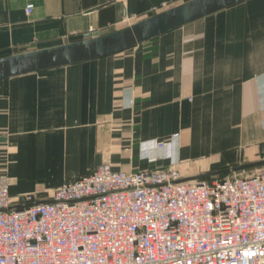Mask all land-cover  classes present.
Wrapping results in <instances>:
<instances>
[{
	"label": "crops",
	"instance_id": "crops-1",
	"mask_svg": "<svg viewBox=\"0 0 264 264\" xmlns=\"http://www.w3.org/2000/svg\"><path fill=\"white\" fill-rule=\"evenodd\" d=\"M183 1L0 0V57ZM159 140L168 145L155 148ZM96 156L121 171L172 164L180 178L264 158V0L106 56L0 79V173L11 196L46 199L94 169Z\"/></svg>",
	"mask_w": 264,
	"mask_h": 264
},
{
	"label": "built area",
	"instance_id": "built-area-1",
	"mask_svg": "<svg viewBox=\"0 0 264 264\" xmlns=\"http://www.w3.org/2000/svg\"><path fill=\"white\" fill-rule=\"evenodd\" d=\"M179 178L172 164L101 162L37 202L33 192L11 196L0 173V264H264V167Z\"/></svg>",
	"mask_w": 264,
	"mask_h": 264
},
{
	"label": "water",
	"instance_id": "water-1",
	"mask_svg": "<svg viewBox=\"0 0 264 264\" xmlns=\"http://www.w3.org/2000/svg\"><path fill=\"white\" fill-rule=\"evenodd\" d=\"M241 1L243 0H185L103 34H86L78 41L1 56L0 79L116 53ZM99 164V157L96 156L94 168ZM254 164H264V159L182 177L174 182L194 181L198 184L204 177L225 174ZM49 201L52 199L37 202Z\"/></svg>",
	"mask_w": 264,
	"mask_h": 264
},
{
	"label": "rangeland",
	"instance_id": "rangeland-1",
	"mask_svg": "<svg viewBox=\"0 0 264 264\" xmlns=\"http://www.w3.org/2000/svg\"><path fill=\"white\" fill-rule=\"evenodd\" d=\"M262 159H264V158H261L260 160H262ZM243 163H247V162H242L240 164H243ZM262 167H264V164H254V165L244 166V167H241L238 169L230 170L225 174L212 175V176H207V178L206 177H204V178H206L207 180H212L215 177L219 178V177H222L225 175H229V176H232V175H237V176L249 175V174L255 173L256 171H258ZM212 171H214V170H212ZM204 172H211V171H204ZM199 173H203V172H199ZM50 193L51 192H47L46 194L48 195Z\"/></svg>",
	"mask_w": 264,
	"mask_h": 264
},
{
	"label": "trees",
	"instance_id": "trees-1",
	"mask_svg": "<svg viewBox=\"0 0 264 264\" xmlns=\"http://www.w3.org/2000/svg\"><path fill=\"white\" fill-rule=\"evenodd\" d=\"M207 178V177H206ZM206 178H203V179H206ZM207 180V179H206Z\"/></svg>",
	"mask_w": 264,
	"mask_h": 264
}]
</instances>
